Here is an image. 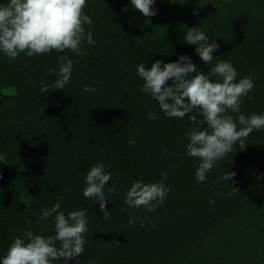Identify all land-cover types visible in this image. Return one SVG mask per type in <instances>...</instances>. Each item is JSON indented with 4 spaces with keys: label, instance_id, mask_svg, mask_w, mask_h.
Returning <instances> with one entry per match:
<instances>
[{
    "label": "trees",
    "instance_id": "16d2710c",
    "mask_svg": "<svg viewBox=\"0 0 264 264\" xmlns=\"http://www.w3.org/2000/svg\"><path fill=\"white\" fill-rule=\"evenodd\" d=\"M152 7L156 14L145 17L128 0H86L94 45L82 43L80 54H21L11 63L0 57V254L29 227L52 234L51 221L38 222L35 213L59 201L64 212L87 210L89 243L68 264H264V131L250 133L242 151L197 185L194 158L183 155L188 116L164 117L135 73L138 63L149 67L178 54L206 72L195 46L182 40L184 29L200 25L219 45L215 59L230 61L238 78L253 77L252 99H242L241 111L264 112V0H154ZM61 56L73 62L69 84L41 93ZM84 85L95 91L82 92ZM97 161L115 189L107 220L98 202L81 194ZM165 170L169 192L154 212L124 204L133 180L156 181ZM226 171L236 173L229 182L238 191L218 181ZM129 215L139 218L131 226Z\"/></svg>",
    "mask_w": 264,
    "mask_h": 264
},
{
    "label": "clouds",
    "instance_id": "9594fccd",
    "mask_svg": "<svg viewBox=\"0 0 264 264\" xmlns=\"http://www.w3.org/2000/svg\"><path fill=\"white\" fill-rule=\"evenodd\" d=\"M128 2L132 9L145 17L156 14L152 7L154 0ZM85 7L86 0H0V57L11 63L21 54L29 58L51 51L68 50L80 54L82 43L95 44L92 29L85 27L93 23L83 11ZM182 40L195 46V54L208 65L206 72L200 71L190 56L178 54L174 61L157 59L149 67L138 63L135 73L141 81L140 92L155 101L164 117L183 120L188 116L191 126L184 132L186 143L183 155L194 158L193 179L200 185L207 181L217 162L235 152L236 148L241 151L245 148L250 133L264 131V112L245 115L241 111L242 99L246 96L252 99L253 77L246 75L238 78L230 61L215 59L213 53L219 45L210 40L200 25L184 29ZM72 71V60L59 57L57 66L50 69L55 79L50 84L41 81L39 91L47 94L53 89L65 90ZM81 91L92 93L95 89L84 85ZM148 118L156 119V112L149 111ZM134 142L132 138L128 140L130 145ZM0 161H3L2 155ZM235 175L234 171H226L218 181L229 182ZM166 178L167 170L162 171L156 181L133 180L124 192V204L130 209L142 208L147 213L154 212L164 203L169 192L164 182ZM110 180L111 173L105 169L103 162L97 161L84 174V186L81 188L85 200L98 202L105 220L110 215V211L105 209V203L109 201L107 196L115 191L108 183ZM234 191L227 195L231 197ZM207 203L213 205L215 201L209 198ZM60 209L59 201L49 207L38 208L35 213L37 221L50 220L52 234L34 233L31 227L27 228L14 236L0 254V264H55L57 261L68 264L70 259L80 256L89 243V238L85 236L88 232L87 210L78 208L64 212ZM138 219L129 215L127 223L131 226ZM25 223L31 225L30 220H25ZM139 223L144 225L143 220ZM112 242L117 243L115 240ZM90 264H95V261H90Z\"/></svg>",
    "mask_w": 264,
    "mask_h": 264
}]
</instances>
